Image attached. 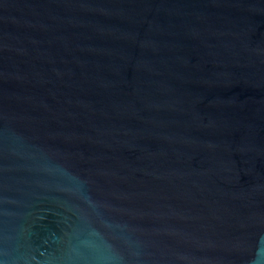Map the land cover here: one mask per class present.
Returning a JSON list of instances; mask_svg holds the SVG:
<instances>
[{
	"label": "water",
	"instance_id": "1",
	"mask_svg": "<svg viewBox=\"0 0 264 264\" xmlns=\"http://www.w3.org/2000/svg\"><path fill=\"white\" fill-rule=\"evenodd\" d=\"M0 264H264V0H0Z\"/></svg>",
	"mask_w": 264,
	"mask_h": 264
}]
</instances>
